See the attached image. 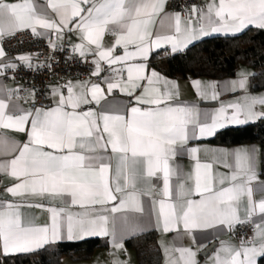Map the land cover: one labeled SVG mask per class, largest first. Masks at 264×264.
Instances as JSON below:
<instances>
[{"label": "snow or ice", "instance_id": "obj_1", "mask_svg": "<svg viewBox=\"0 0 264 264\" xmlns=\"http://www.w3.org/2000/svg\"><path fill=\"white\" fill-rule=\"evenodd\" d=\"M165 4L166 0H46V7L38 11L40 6L34 0H0V76L18 67L14 59L32 67L31 55L7 58L2 43L6 36L25 29H30L33 36L46 35L38 29L51 30L61 41L66 33H77L80 42L71 45L72 51L85 62L92 58V75L96 77L103 71L101 62L111 67L137 58L146 60L150 51L162 43L171 44L175 53L187 48L200 34L236 36L249 26L264 30V0H204L203 6L185 5L183 33L181 12L167 14ZM162 13L169 19L174 17L178 35L154 34L149 30L153 18ZM194 19L204 22L198 30L192 27ZM110 24L118 28L111 29ZM106 33L115 37L107 47L103 44ZM49 46L57 50L56 42L50 38ZM129 46L134 51H129ZM117 47L123 48V55H115ZM146 68L145 63L128 64L126 81L122 77H103L109 95L118 89L135 100L125 114L104 109L99 113L91 108L84 110L82 105L99 104L105 99L101 85L90 81L79 85L84 89L80 93L68 82L64 86L67 96L63 90L53 88V97H58L54 107L15 106V114H9L8 101L0 98V127L25 133L27 137L21 145L0 137V155L10 157L0 161V173L13 180L4 191L19 198L0 201V255L32 252L65 239L76 241L91 236L111 235L113 247L122 248L117 240L116 218L113 217L109 228L108 216L93 214L96 206L104 210L105 205L118 202V206L111 208L115 213L131 202L135 211H141L136 204L137 180L162 173L160 194L165 199L159 201L156 216L165 233L178 231L181 225L190 234L194 229L231 232L238 225L254 223L255 235L247 241L251 246H245L244 239L239 248L224 242L213 264H257L256 257L264 256V196L259 201L253 200L251 183L256 177L252 152L219 150L217 162L230 169L229 175L214 173L212 163H201L195 156L199 149H189L196 160L193 172L187 177L193 181L190 187L179 182L184 178L170 163L190 138V125L195 138L197 131L199 137L214 135L226 122L241 125L264 119V95L253 96L248 92L247 73L241 70L239 79L227 83L233 92L243 91L244 95L235 103L221 106L209 123L207 117L201 120L194 108L171 103L178 85L154 70L146 75ZM113 71L119 75L121 70ZM161 83L163 90L156 86ZM193 84L199 92L200 81ZM209 87L215 89L214 84ZM137 90L139 95H135ZM20 91L0 86V96L7 95L9 100L20 99ZM24 91L34 103L35 90ZM216 96L213 91L212 98ZM227 108L234 111L229 114ZM109 151L115 157V168L111 158L105 155ZM227 157L233 163H228ZM173 175L178 177L175 190L170 184ZM193 194L199 199L191 198ZM58 199L86 210L75 215L68 213L64 223L65 217L61 215L64 209L49 206ZM242 200H246L243 217ZM22 207L46 209L51 213V226L26 220ZM257 214L259 222L253 220ZM119 223L121 232L134 234L138 230V225L127 216L121 217ZM175 251L179 253L178 260L169 258L167 264H197L196 253L191 248ZM112 264L123 262L114 259Z\"/></svg>", "mask_w": 264, "mask_h": 264}, {"label": "crops", "instance_id": "obj_2", "mask_svg": "<svg viewBox=\"0 0 264 264\" xmlns=\"http://www.w3.org/2000/svg\"><path fill=\"white\" fill-rule=\"evenodd\" d=\"M6 2H17V0H6ZM34 2L40 6L38 8V11L40 8L46 7V0H34ZM204 0H200L199 5L203 6ZM50 12V10H48ZM164 12L167 14H173L176 13L174 10L171 9V0H166V4L164 6ZM163 18V26H161V19ZM204 23L203 21H196L194 19V23L192 27H196L197 30L199 29L200 24ZM181 33H183V30L185 28V20L184 15L181 14ZM111 29H117V25H109L108 26ZM175 19L172 17L171 19L164 16L162 13L158 17L153 18V23L150 25V31L154 34H160V35H178L175 32ZM249 28H256L254 26H249ZM246 29V30H247ZM30 30V29H25ZM41 32H45V36H37L39 38H44L46 40H49V38L52 41H55L57 46H61L64 43H68L70 45L79 43L78 34L74 32L66 33L64 39L57 40L56 36L51 32V30H44V29H38ZM245 30V31H246ZM20 32V31H18ZM210 32V29H209ZM243 33V32H242ZM241 34V33H240ZM239 35V34H238ZM216 36H232V35H226L223 33H210L208 35L200 34L198 35L195 40L190 43L187 48L177 51L173 53L171 51V44L168 43H162L161 47L159 48H153L146 60H143L142 58H137L135 60H129L122 64H114L111 67H109L106 63L101 62V67L103 71L100 73L99 77L92 75V70L94 68V65L91 63V79L86 80H80L75 79L70 82L75 86L74 91L76 93L82 92L84 89L81 88L79 85L84 82H91V83H98L101 85V87L105 90V99L101 100L99 104H96L93 102L92 104H85L81 107L84 110H87L91 108L92 110L99 113L101 109L109 110V111H118L121 114H125L128 112L131 106L135 104V100L133 97H129L128 95L121 93L118 89L114 90L110 95L107 93V86L103 82V77H112L114 79H120L123 78L124 81L127 80V65L132 63H145L147 65L146 68V75H150L151 71H156L160 74L161 77L166 78L170 82L175 83L178 85V91L177 94L174 96L171 103L173 104H179L182 106H188L191 108H194L195 111L199 112L201 120H205L207 117V122H211V117L216 114V112L221 108V106H227L229 104L237 102L243 95V91H236L233 92L231 90L230 84L227 82L239 79L238 73L243 70L247 73V84H248V92L253 96H260L264 95V87H256V84L253 80V76L255 74V70L248 66V65H240V67L237 70V73L233 77H227L222 79H212L209 77H189L187 79H177L172 78L161 71H159L157 68H155L152 63L151 59L152 56L155 53L163 52L165 54H177L181 52H185L188 48H190L192 45L208 38L216 37ZM8 37V36H6ZM5 37V38H6ZM4 38V39H5ZM4 39H3V47H4ZM115 37L111 34L106 33L103 37V44L105 47L111 46L114 42ZM5 49V48H4ZM129 51H134V48L132 46H129ZM6 52V50H5ZM78 54V53H76ZM79 55V54H78ZM115 55H123V48L117 47ZM7 56V53H6ZM8 58V57H7ZM91 61V57H89ZM14 62V61H13ZM23 63L22 61H20ZM31 62V61H30ZM24 64V63H23ZM113 69H119L121 70L119 75H117L116 72L113 71ZM194 81H200V91H197V88L194 86ZM214 84L215 89L209 87V85ZM0 86H3L6 89H16V83L11 82L9 84H6L2 76H0ZM157 87H160L163 90V84L156 85ZM57 88L59 90H63L65 96H67V91L64 90L60 85L58 84H52L51 89ZM213 91L216 92L217 96L216 99L212 98ZM140 90H137L135 95H139ZM21 98L16 99L13 97L11 100L7 97V95L0 96V98H4L9 103V107L6 110L9 114H15L16 108L15 106H18L22 109H32L29 106V103L33 100L32 97H29L27 95L21 96ZM53 104L51 107L55 106V101L58 99V97H53ZM90 98V97H89ZM258 110L259 106H257ZM226 111L231 114L234 109L227 108ZM261 119H256L252 122L246 123V124H232V123H225V126L223 128L217 129L214 135L207 136V137H199L198 131L196 132L195 138H193L192 134V126L190 125V131H189V139L186 142V144L183 147V150L178 154L174 160L170 161L171 165L174 168H177L179 170L180 175L184 178L183 180H180L179 182L186 183V186H193V181L188 180V174L193 172L194 165L196 163V160L193 158L192 154L188 151L191 148H197L199 151L195 154V156L199 159L201 163H212L213 169L212 171L217 174H225L230 173V169L224 167L223 163L217 162V155L219 154V150H227L228 152H232L234 150H247L249 152L253 153L254 160H253V166H254V172H255V179L251 183V187L253 190V200L259 201L262 196H264V178L261 177V168H262V149L259 144L256 143H247V144H241V145H235V146H224V145H217L212 143V140L215 138L216 134L220 132L221 130L225 128H234V127H242L247 124H253L257 123ZM0 137H6L10 141H15L17 145H21L23 142L26 141L27 137L25 133L17 132L12 129L2 128L0 127ZM254 150V152H253ZM106 157L111 158V164L112 167L115 168L116 160L115 157L111 154L109 151L105 154ZM10 157L0 155V161H4L9 159ZM228 163H233V160L231 157H227ZM142 167V166H141ZM158 177V178H157ZM157 177L152 178H140L137 180L136 183V204L139 205V207L142 209L141 211H135V206L130 202L128 206L121 209L118 212H111V208L113 206H118V202H111L104 206V210L100 209V206H96L97 211L93 214L95 215H106L109 217V228H111V223L113 217L117 220V240L119 243L123 245L122 248H115L113 247V240L111 235L109 236H91L86 237L81 240L76 241H82L86 239L91 238H100L104 240L107 243V247L97 249L94 251L90 259L84 260V261H75L71 258H65L62 262V264H112L113 260H119L123 262V264H139V261L137 259L136 253L133 249L126 246V242L131 240L134 237H137L139 235L148 233V232H156L158 235V243L161 249L162 259L161 264H167L169 258H172L174 260H178L179 253L175 251L177 248H191L193 251H195L196 256L195 260L197 261V264H213L214 257L217 255L218 252H220L221 244L226 242L227 244L239 248L234 239V231H227L222 230L218 231L217 229H206V230H200V229H194L192 230L191 234L189 232H186L183 229V226L181 225L178 231H170L165 233L163 231L162 224L157 223V216L156 213L159 209V201L161 199H165L160 193L163 192V174L158 173ZM0 180L10 185L13 183V180L10 176L5 175L3 173H0ZM178 182V177L176 175H173L170 178V184L173 186V190H175V185ZM219 187V185H216ZM118 196L120 194H117ZM193 199H199L198 196L193 194L191 197ZM13 199H19V198H13L5 191L0 192V201L4 200H13ZM36 201L33 200V203ZM166 202H171L166 200ZM246 200H242L240 203V215L243 217L244 215V206H245ZM51 207H56L59 209H64V212L61 214L65 217L64 223H66V215L68 213H72L73 215L77 213L84 212L86 209L81 208L79 205H71L70 203H64L62 200H55L50 203ZM21 212L23 213L26 220H32L33 223L39 226H43L45 224H48L49 227L51 226V213L48 212L46 209L43 208H35V207H22ZM127 216L129 220L136 225H138V230L133 234L132 232H121V226H120V218ZM253 220L256 222H259L260 215H254ZM239 226V225H238ZM237 226V227H238ZM236 227V228H237ZM235 228V229H236ZM255 235V234H254ZM193 236L195 237V242H193ZM122 237V238H121ZM62 242H73L68 240H62L59 242L51 243H62ZM246 246H251L250 244ZM210 248V251H207V249ZM39 250V249H37ZM35 250V251H37ZM167 250V251H166ZM32 251V252H35ZM32 252H26V253H14L10 254L9 256H15V255H21V254H27ZM223 256L224 254L221 253ZM8 257V256H7ZM262 256H257V264H259V260ZM182 264V262H181Z\"/></svg>", "mask_w": 264, "mask_h": 264}, {"label": "trees", "instance_id": "obj_3", "mask_svg": "<svg viewBox=\"0 0 264 264\" xmlns=\"http://www.w3.org/2000/svg\"><path fill=\"white\" fill-rule=\"evenodd\" d=\"M151 63L165 75L177 79L233 77L240 65L245 64L255 70L253 80L256 87L261 88L264 87V30L249 28L236 36L204 39L177 54L158 52L152 56ZM212 143L224 146L259 144L262 149L261 177L264 178V119L242 127L225 128L216 134ZM107 246L100 238L49 244L32 253L5 257L0 264H62L65 258L84 261L97 249ZM126 246L135 251L139 264H161L156 232L134 237L126 242ZM259 264H264V256Z\"/></svg>", "mask_w": 264, "mask_h": 264}, {"label": "built area", "instance_id": "obj_4", "mask_svg": "<svg viewBox=\"0 0 264 264\" xmlns=\"http://www.w3.org/2000/svg\"><path fill=\"white\" fill-rule=\"evenodd\" d=\"M200 0H171V9L175 12H181L185 5H199ZM63 50H59L60 48ZM4 48L8 58H15L21 55H31V65L29 68L19 60H13L18 67L13 70H7L2 76L6 84L16 83V88L21 89L19 95L24 96V90H35V101L29 103L33 107H51L53 104L52 84L64 87L68 82L80 79H91V61L85 62L78 54L73 53L72 47L67 42L61 46H57V50H53L49 46V40L33 36L30 30H22L14 36L4 39ZM7 184L0 180V192H3ZM255 234L254 223L239 225L233 235L235 243L238 247L241 240H250ZM4 256L0 255V261L4 260Z\"/></svg>", "mask_w": 264, "mask_h": 264}, {"label": "water", "instance_id": "obj_5", "mask_svg": "<svg viewBox=\"0 0 264 264\" xmlns=\"http://www.w3.org/2000/svg\"><path fill=\"white\" fill-rule=\"evenodd\" d=\"M207 251H210V248H209V249H207Z\"/></svg>", "mask_w": 264, "mask_h": 264}]
</instances>
